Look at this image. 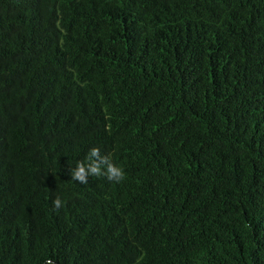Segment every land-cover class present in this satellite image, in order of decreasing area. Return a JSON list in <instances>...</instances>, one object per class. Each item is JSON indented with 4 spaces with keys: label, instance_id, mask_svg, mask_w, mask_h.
<instances>
[{
    "label": "trees",
    "instance_id": "1",
    "mask_svg": "<svg viewBox=\"0 0 264 264\" xmlns=\"http://www.w3.org/2000/svg\"><path fill=\"white\" fill-rule=\"evenodd\" d=\"M0 264H264V0H0Z\"/></svg>",
    "mask_w": 264,
    "mask_h": 264
},
{
    "label": "clouds",
    "instance_id": "2",
    "mask_svg": "<svg viewBox=\"0 0 264 264\" xmlns=\"http://www.w3.org/2000/svg\"><path fill=\"white\" fill-rule=\"evenodd\" d=\"M88 163L78 162L76 167L72 169L71 175L73 179L84 181L86 175H101L106 174L109 179H120L122 177V170L111 164L106 157L100 155L97 148H92L87 156ZM54 204L59 207L61 201L59 199L54 201Z\"/></svg>",
    "mask_w": 264,
    "mask_h": 264
}]
</instances>
